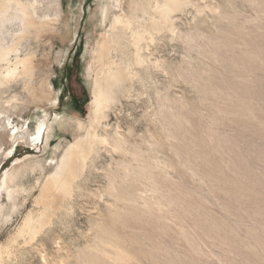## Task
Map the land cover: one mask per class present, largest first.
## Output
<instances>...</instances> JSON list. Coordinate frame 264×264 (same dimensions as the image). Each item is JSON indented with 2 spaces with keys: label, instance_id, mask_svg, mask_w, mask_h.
<instances>
[{
  "label": "rangeland",
  "instance_id": "374dc122",
  "mask_svg": "<svg viewBox=\"0 0 264 264\" xmlns=\"http://www.w3.org/2000/svg\"><path fill=\"white\" fill-rule=\"evenodd\" d=\"M35 1L60 16L19 53L32 51V84L52 95L33 97L21 77L0 86V126L31 137L0 146V264H264V0H189L160 31L132 0ZM118 14L146 30L140 62L129 30L110 27ZM17 26L0 25L1 42ZM104 32L128 78L69 194H44L89 120ZM43 204L50 219L29 239L20 230Z\"/></svg>",
  "mask_w": 264,
  "mask_h": 264
},
{
  "label": "bare ground",
  "instance_id": "6f19581e",
  "mask_svg": "<svg viewBox=\"0 0 264 264\" xmlns=\"http://www.w3.org/2000/svg\"><path fill=\"white\" fill-rule=\"evenodd\" d=\"M188 1L189 0H138L135 2V0H132L131 3L135 6L142 5L143 13L148 15L147 20L149 21V25L151 27L150 29L160 31L166 26L171 14L182 9ZM110 2L115 5L116 3L118 4L120 0H111ZM150 5L153 13L147 11V7ZM9 10H13L14 13L11 12L13 13L11 14ZM103 12H105V10ZM102 15H104V18L107 16V14ZM59 16L60 12L58 8L53 17H49L48 15H38L35 0H0V25H4V23H7L8 21H15L18 25V28L15 32H13L9 43H4L0 40V86L6 85L10 81H15L17 78L21 77L24 78V80L26 79L28 87L31 85V87L28 88V91L31 89V93L29 94L33 97H40V93H42L43 97L44 91L47 95H52V89L47 87L46 89L44 87V89L41 88L42 86L40 85V80H38V84L36 86L32 84V81L35 80L33 77L36 71L35 65L33 64L34 55L32 51H26V53L20 55L19 45L21 40L29 35H34V37L42 35L41 37H43V33L54 31L55 23L58 21ZM110 27L112 30H118L116 32L129 30L132 38L131 43L135 47L137 56V52L140 50L139 43L145 39L144 35L146 30L138 31L133 29L132 18H124L120 14L113 16ZM68 32L69 31L65 34L67 36L63 35V39L68 38ZM116 32L114 34H116ZM110 34L111 33H103L99 49L95 55V60L98 63V73L93 82L90 114L88 115L89 120L86 123L83 121L79 122L80 120H77L78 130H83V134H80L79 137L77 136L78 138L76 137V140L65 149L57 169L46 179V184L42 188V193L44 194L47 192L60 193L62 195L69 194L71 184L78 176L79 167L85 162L95 143L100 140L97 133V127L101 120L105 117V111L111 104L112 88L116 84H119V82L122 83L123 80L128 78L126 68H123L120 62L112 60L113 58L109 56L111 43L113 42V37ZM119 35L120 34H116L117 44H120ZM11 56L13 57L11 58ZM137 57V61L140 62L141 57L139 55ZM45 119V117H42L34 128V142L41 139L43 135L46 123ZM7 123L9 122L7 121ZM25 139L27 141L31 140L28 130H25V132H22L19 136L16 134V131L14 129L12 130L8 127V125L0 126V146L7 140H9L12 144L6 155L13 152L14 145L17 141H25ZM8 173L2 181V188H4L3 186L5 185L8 186V182L12 180L13 174ZM50 211V205L43 204L42 209L38 211V213L26 216L20 232H24L29 239L35 238L48 223L51 214Z\"/></svg>",
  "mask_w": 264,
  "mask_h": 264
}]
</instances>
